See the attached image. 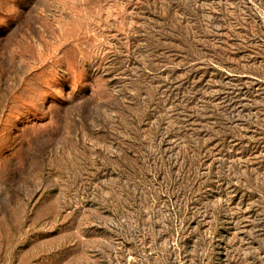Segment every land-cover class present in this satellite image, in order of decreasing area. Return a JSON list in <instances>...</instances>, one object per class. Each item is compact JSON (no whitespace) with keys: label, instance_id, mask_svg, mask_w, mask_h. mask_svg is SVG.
I'll use <instances>...</instances> for the list:
<instances>
[{"label":"rangeland","instance_id":"rangeland-1","mask_svg":"<svg viewBox=\"0 0 264 264\" xmlns=\"http://www.w3.org/2000/svg\"><path fill=\"white\" fill-rule=\"evenodd\" d=\"M0 264H264V0H0Z\"/></svg>","mask_w":264,"mask_h":264}]
</instances>
